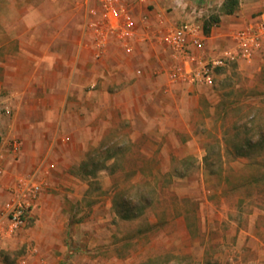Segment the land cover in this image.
Listing matches in <instances>:
<instances>
[{
	"label": "rangeland",
	"instance_id": "rangeland-1",
	"mask_svg": "<svg viewBox=\"0 0 264 264\" xmlns=\"http://www.w3.org/2000/svg\"><path fill=\"white\" fill-rule=\"evenodd\" d=\"M175 94L160 116L144 107L152 132H111L50 176L0 264H264V53Z\"/></svg>",
	"mask_w": 264,
	"mask_h": 264
},
{
	"label": "crops",
	"instance_id": "crops-1",
	"mask_svg": "<svg viewBox=\"0 0 264 264\" xmlns=\"http://www.w3.org/2000/svg\"><path fill=\"white\" fill-rule=\"evenodd\" d=\"M214 2L225 0H209V5ZM148 3L153 7L137 4L138 15L148 11L153 26L159 24L157 12L170 25L181 22V13L170 10L173 0ZM240 5L241 12L220 15L222 25L210 31V48L236 50L235 30L264 21V0H240ZM89 7V0H0V98L8 99L13 108L3 130L23 144L19 160L4 163L0 216L19 175L35 170L41 176L47 168L52 179H58V171L76 165L89 142L93 147L111 132H131L133 141L152 132L144 124L147 104L160 116L176 92L202 87L179 84L167 90L158 71L169 59L152 36L137 42L131 55L111 43L97 58L86 33ZM263 53L264 46L254 60ZM88 84H99L102 90L87 91ZM68 134L73 143L64 141Z\"/></svg>",
	"mask_w": 264,
	"mask_h": 264
},
{
	"label": "built area",
	"instance_id": "built-area-1",
	"mask_svg": "<svg viewBox=\"0 0 264 264\" xmlns=\"http://www.w3.org/2000/svg\"><path fill=\"white\" fill-rule=\"evenodd\" d=\"M89 18L86 33L100 58L111 43H116L128 55L135 52L137 42L152 36L168 56L165 67L158 71L163 76L167 90L175 85H211L219 69L229 61L252 62L264 46V21L239 27L234 32L235 49L218 51L210 48V33L205 29L208 7L196 0H173L170 10L179 11L181 22L170 25L162 13L157 12L158 26H153L151 14L139 16L138 3L148 0H89ZM142 74V70L137 71ZM10 101L0 98V176L4 163L18 161L23 144L20 137L7 135L3 130L4 118L11 116ZM19 175L9 187L0 220V239L8 238L31 226L35 209L46 188L50 186V169ZM22 264H25L24 262Z\"/></svg>",
	"mask_w": 264,
	"mask_h": 264
},
{
	"label": "trees",
	"instance_id": "trees-1",
	"mask_svg": "<svg viewBox=\"0 0 264 264\" xmlns=\"http://www.w3.org/2000/svg\"><path fill=\"white\" fill-rule=\"evenodd\" d=\"M240 6V0H225V2L222 5V13L224 14H233L235 13ZM220 22V15L216 16H210L206 18L205 20V29L207 32H210L212 27L215 24H218ZM209 264H220V263H212Z\"/></svg>",
	"mask_w": 264,
	"mask_h": 264
}]
</instances>
